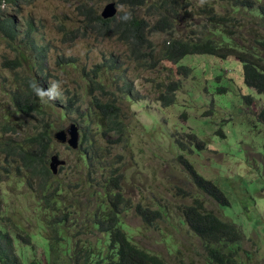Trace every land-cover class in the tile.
Segmentation results:
<instances>
[{
	"label": "trees",
	"instance_id": "16d2710c",
	"mask_svg": "<svg viewBox=\"0 0 264 264\" xmlns=\"http://www.w3.org/2000/svg\"><path fill=\"white\" fill-rule=\"evenodd\" d=\"M82 2L84 6L80 11L88 22L85 28L91 26L94 37L110 35L124 42L129 58L141 69H151L163 59L178 62L184 55L193 53L233 56L242 64L245 83L264 93V4L256 0H203L193 11L203 19L198 21H203L201 28L186 31V24L192 23V20L187 22V15H184L192 4L188 0H116L131 11L132 19L128 23L120 22L117 16L101 17L94 0ZM141 7L149 10L139 15L136 9ZM183 20H186L184 25ZM14 23L11 18L0 19V25L7 32L12 30ZM32 24L33 20L27 19L26 29ZM243 24L244 30L240 28ZM155 34L161 36L159 41L150 38ZM65 63L75 65L70 59ZM18 65L19 62L9 65L11 105L28 119L38 117V123L31 126L30 133L24 134V119L19 121L18 117L9 119L5 114L0 115V188L2 195L11 191L19 199L32 202L22 208L25 224L8 216L9 204L3 205L0 264H168L160 254L134 240L125 226L124 215L131 207L144 224L161 218L164 210L134 203L122 189L123 173L119 165L124 163L123 150L132 142L122 128L120 106L114 99H103L106 85L100 79L101 67H118L116 58H105L102 65L96 64L91 70L82 67L87 93L91 96L88 112L92 127L83 126L77 153L80 179L72 184L69 178H56L57 174L53 175L48 166L51 127L56 117L42 110L44 105L28 87L32 79L41 83L42 68L33 73L21 72ZM188 71V67L178 66V72ZM120 77L127 94L131 95L132 82L125 75ZM178 86L172 79L161 83L158 98L162 104L175 101ZM81 96L82 93L66 89L62 99L49 104L62 117L64 113L78 110L75 104ZM244 99L247 105L252 103L251 95H244ZM183 114L186 115L185 111ZM257 114L264 122V107ZM96 125L102 128L106 145L93 139L91 130ZM117 144L121 149L112 152L110 147ZM104 148L107 154L102 161ZM178 158L198 188L221 204L226 201V196L211 179L201 175L182 154ZM10 181L24 183L25 191L8 188L6 184ZM180 213L189 229L198 236L203 252L198 263L179 257L177 264H245L242 253L247 258L249 255L242 246L244 233L233 221L207 210L200 199L181 204ZM34 243L41 245L40 257L34 253Z\"/></svg>",
	"mask_w": 264,
	"mask_h": 264
},
{
	"label": "rangeland",
	"instance_id": "374dc122",
	"mask_svg": "<svg viewBox=\"0 0 264 264\" xmlns=\"http://www.w3.org/2000/svg\"><path fill=\"white\" fill-rule=\"evenodd\" d=\"M94 1L101 10L106 0ZM188 1L192 4L188 5L189 11L184 12V15H187V22L192 20V23L189 26L186 24V31L199 29L203 21H198L202 17L198 13L193 14V11L203 4V0ZM217 6L220 7V3ZM148 10L141 7L136 12L143 15ZM235 14L240 15L238 12ZM0 16L13 17L19 31L25 28L27 19L34 21V37L38 40L43 38L48 46L46 64L51 73L48 81L62 80L63 87L71 92L77 69L62 71L55 61L59 54L69 59L77 57V63L85 64L86 67L113 56L120 62L119 69L123 68L133 79L139 98L119 105L122 122L132 131V143L123 150L124 163L119 165L123 173L122 189L133 201L165 210L161 218L150 224H143L132 209L124 215L132 237L140 245L160 253L171 264H176L177 256L191 258L198 263L201 258L199 255L203 252L201 242L180 220L181 204L191 202L192 197L196 196L207 209L222 219L233 221L244 233L242 246L249 255L247 258L242 253L245 264H264V122L258 119L257 114L258 108L264 105V93L257 92L243 81L242 64L235 57H219L208 53L186 54L178 62L163 59L155 67L145 70L133 64L127 55L126 44L115 36L109 35L105 39L88 36L71 42L62 41L61 33L55 27L59 21L66 20L68 25H73L79 18L77 23L87 22L84 15L79 13L76 1L0 0ZM186 20H183V25ZM240 28L244 30L245 24ZM5 34L0 25V115L5 114L9 119L18 117L19 121L24 119L22 129L27 134L32 131L31 126L38 123V117L28 119L11 105L7 81L10 73L1 60L3 55L13 56L14 52L5 45ZM22 34L19 32L18 36ZM160 37L159 34L150 36L155 41H159ZM178 66H186L189 71L181 74ZM119 69L107 73L108 80L117 75ZM169 79L179 86L175 101L163 105L158 99L159 88H162V82ZM108 89L119 93L114 83ZM245 94L253 97L249 106L245 102ZM43 105L42 110L56 117L51 127L52 142L49 149L66 159L55 176L69 178L71 184L77 182L80 179L78 148H70L53 137L55 129L66 126L74 115L66 113L60 117L49 102ZM86 106L87 101L84 99L81 108L85 109ZM184 111L186 115H182ZM91 131L95 142L107 144L99 125ZM110 149L115 152L121 147L117 144ZM102 154L103 161L107 154L106 148L102 149ZM179 154L221 188L226 195L224 204L218 203L193 183L178 158ZM22 177L25 179L26 174ZM6 186L21 192L26 188L24 183L15 184L14 181L8 182ZM2 194L0 188V212L3 205L9 204L8 216L25 224L22 208L32 200L19 199L11 191ZM18 244L16 240L17 250ZM34 248L35 255L40 257L41 245L34 243ZM22 249L27 250L25 247Z\"/></svg>",
	"mask_w": 264,
	"mask_h": 264
},
{
	"label": "clouds",
	"instance_id": "9594fccd",
	"mask_svg": "<svg viewBox=\"0 0 264 264\" xmlns=\"http://www.w3.org/2000/svg\"><path fill=\"white\" fill-rule=\"evenodd\" d=\"M31 0H27V2H30ZM67 1H71V3H73L74 1L77 2V9L79 11V13H81V9L82 7L84 6V3L82 2V0H67ZM107 1H111V0H106L105 3ZM116 2V0H114ZM256 2L259 4V3H262L264 4V1H258L256 0ZM104 3V4H105ZM102 10V8H101ZM101 10H98L99 14L101 17L103 18H110V17H113V16H116L118 17V20L122 23H128L131 21L132 19V13L131 11H128V9L124 10V6L121 5V4H118L116 2V13L111 15V16H107V17H104L101 15ZM82 14V13H81ZM144 15V14H143ZM8 18H11L14 20L13 17L11 16H0V19H8ZM32 20V19H30ZM80 19L78 18L76 23H74L73 25H68L67 24V21L66 20H61L59 21V25H56V30L61 33V40L64 41V42H71L79 37H88V36H93V39H105L107 38V36H105V38H102L101 36H98V37H94L93 35V30L91 29V26H88L85 28V24H87L88 22H86L85 24H79L77 22H79ZM15 22V20H14ZM26 21H25V28L21 31H19L18 27H17V22L14 23V26L12 27V30L7 32L6 30H4L6 32L5 34V45L7 47H9L11 50H13V56H8V55H3L2 56V60H1V64L9 71L10 73V79L7 80L8 83H9V88L11 86V79H12V71L9 69V65L11 63H14V62H19V65L17 67V69L21 72H36V70H38L39 67L42 68V71L40 73V77H41V83L38 82L36 79H32L28 82V87L30 88L31 92L40 100V102L42 104H46L50 101H56V100H59V99H62L65 91L67 88H64L63 87V84L64 82L62 80H49V77L51 76V73L50 71L48 70L47 68V64H46V59L48 58V46H47V43L44 42V39H36L34 37V34H33V30H35V24H34V21H33V24L32 26L28 29H26ZM71 30H75L73 33H71ZM19 32H23V34L19 37L18 36V33ZM126 47V46H125ZM128 55V53H127ZM109 57H113V56H109ZM107 57V58H109ZM129 57V56H128ZM130 59V58H129ZM60 60H64V62H60ZM65 60H69L68 57H66V55H62V54H59L57 55L56 57V63H57V66L61 68L62 71H67L68 69H77L76 72H75V78H74V84H73V91L75 92H78V93H82V96H81V99L75 104V107L78 105L79 107L77 108L78 110H73L72 112H70L69 114L70 115H74V118L73 120H71L66 126L64 127H60L58 126L56 130L60 129V128H64L66 130V128L68 126H70L72 123L76 126V130H77V146L76 147H72L70 144H68L67 141H60L58 140L55 136H54V132H53V137L56 141L60 142V143H64L66 144L68 147L70 148H79V145L81 144V134H82V130H83V126L84 125H89V129H91L92 127V123L90 122L91 120V116L88 112L89 110V107L91 105V96L87 93V89H88V84H87V80L82 76V67H84L86 70H91L93 68H95L94 66L96 64H100L102 65V62H96V63H93L92 66L90 67H86L85 64H79L77 63V57H74L73 59H70V60H73L75 62V65L72 67L71 65L65 63ZM117 60V59H116ZM131 60V59H130ZM241 63V62H240ZM134 64V63H133ZM117 65L118 67H114V68H106V67H101L102 69V74H101V81L105 83V92L102 93V97L103 99H107V98H110V99H114L116 101V103L118 105H120V103H124L125 101H128L130 99H137L139 98V95H138V89L136 88L135 84H134V81L132 78H130L127 73L124 72V69H119V66H120V62L117 60ZM135 65V64H134ZM136 66V65H135ZM137 68H140L138 66H136ZM119 69V73L113 77H111L110 80H108V76H107V73L111 72L113 69ZM149 70V69H147ZM243 70V69H242ZM180 73V72H179ZM181 74H184V73H181ZM121 75H125L131 82H132V85H133V91L131 93V95H128L127 94V91L124 89L123 85H122V79H121ZM243 76V75H242ZM5 79L6 76H4ZM243 81H244V77H243ZM245 82V81H244ZM114 83L116 85V87L119 89V93H116L115 91L113 90H109L108 87ZM248 85V84H247ZM248 86H251L253 87L252 85H248ZM225 89V87H223ZM255 89V87H253ZM160 92H161V88H159ZM256 90V89H255ZM257 91V90H256ZM258 92V91H257ZM98 93V92H97ZM262 93V92H260ZM246 95V94H245ZM250 95V94H249ZM158 96H159V93H158ZM252 96V95H251ZM86 100L87 101V106L85 109H82L81 108V102L83 100ZM159 99V98H158ZM160 100V99H159ZM161 101V100H160ZM252 101H253V97H252ZM164 105V104H163ZM249 106V105H248ZM264 107V105L260 106L257 110V112L259 111L260 108ZM66 113H64L62 115V117L65 116ZM262 122V121H261ZM106 125H112V124H106ZM120 127V126H119ZM122 128L124 129V132L129 136L130 138V141L132 142L131 140V137H132V131L130 130V128L128 127V125L124 122H122ZM68 133V132H67ZM18 135V134H16ZM171 142H174V141H171ZM57 154V156L59 158H63L62 156H60V154L58 152H55V151H50L49 149V153H48V166L51 170V172L53 174H57L59 168L61 167V165L63 166L65 163H66V159H65V162L64 163H60L57 165V171L56 172H53L50 165H49V162H50V156L52 154ZM1 157V155H0ZM201 174V173H200ZM202 175V174H201ZM205 177V176H204ZM191 178V177H190ZM192 180V179H191ZM194 183V182H193ZM214 183V182H213ZM195 184V183H194ZM215 184V183H214ZM218 186V185H217ZM219 187V186H218ZM220 188V187H219ZM200 189V188H199ZM221 189V188H220ZM201 190V189H200ZM222 191V190H221ZM204 192V191H203ZM223 192V191H222ZM185 193H188V192H185ZM205 193V192H204ZM207 194V193H206ZM224 194V192H223ZM225 195V194H224ZM226 196V195H225ZM132 199V198H131ZM194 199H200L196 196H193L192 199H191V202L194 201ZM201 200V199H200ZM133 201V200H132ZM202 201V200H201ZM217 201V200H216ZM134 203L135 202H141V201H133ZM189 202V203H191ZM203 202V201H202ZM218 202V201H217ZM143 203V202H141ZM220 203V202H218ZM145 204V203H144ZM155 204V203H154ZM204 204V203H203ZM221 204V203H220ZM224 204V203H223ZM151 206V205H150ZM205 206V205H204ZM158 207V206H157ZM162 208V207H160ZM206 208V207H205ZM133 210L135 214H137L134 210L133 207H131L130 209H128L126 211V213L129 211V210ZM207 209V208H206ZM162 210H164L162 208ZM207 210H210V209H207ZM211 211V210H210ZM213 212V211H212ZM125 213V214H126ZM164 213H165V210H164ZM163 213V214H164ZM162 214V215H163ZM216 214V213H215ZM138 215V214H137ZM217 215V214H216ZM140 216V215H138ZM182 216V214H181ZM218 216V215H217ZM162 217V216H161ZM141 218V217H140ZM142 220V219H141ZM180 220L185 224V221L183 220V216L182 218H180ZM143 222V221H142ZM126 224V222H125ZM144 224V223H143ZM188 226V225H187ZM126 228L128 229V233L131 234L130 232V228L127 227V224H126ZM195 236H197L196 234H194ZM198 237V236H197ZM134 239V238H133ZM135 240V239H134ZM142 246V245H141ZM144 247V246H143ZM147 248V247H145ZM149 249V248H147ZM151 250V249H149ZM152 251V250H151ZM155 252V251H153ZM158 253V252H157ZM160 254V253H158ZM161 255V254H160ZM162 256V255H161ZM163 257V256H162ZM181 257V256H177L176 257V264H177V260L178 258ZM184 258V257H183ZM164 260L169 264L170 262L164 257ZM171 264V263H170Z\"/></svg>",
	"mask_w": 264,
	"mask_h": 264
},
{
	"label": "water",
	"instance_id": "95a60500",
	"mask_svg": "<svg viewBox=\"0 0 264 264\" xmlns=\"http://www.w3.org/2000/svg\"><path fill=\"white\" fill-rule=\"evenodd\" d=\"M116 13V2L114 0L107 1L101 10V15L104 17L111 16ZM68 132V133H67ZM54 136L60 141H67L72 147L77 146V130L76 126L72 123L66 128H60L54 132ZM64 158H59L57 154H52L50 156L49 165L53 172L57 171V165L64 163Z\"/></svg>",
	"mask_w": 264,
	"mask_h": 264
}]
</instances>
